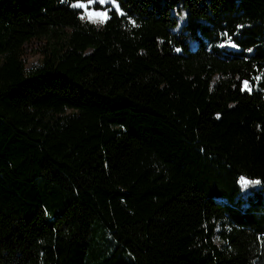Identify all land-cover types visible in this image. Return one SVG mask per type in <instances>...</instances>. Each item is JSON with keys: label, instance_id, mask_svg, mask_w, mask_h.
<instances>
[{"label": "trees", "instance_id": "obj_1", "mask_svg": "<svg viewBox=\"0 0 264 264\" xmlns=\"http://www.w3.org/2000/svg\"><path fill=\"white\" fill-rule=\"evenodd\" d=\"M76 1L0 0V264H264V0Z\"/></svg>", "mask_w": 264, "mask_h": 264}, {"label": "rangeland", "instance_id": "obj_2", "mask_svg": "<svg viewBox=\"0 0 264 264\" xmlns=\"http://www.w3.org/2000/svg\"><path fill=\"white\" fill-rule=\"evenodd\" d=\"M99 1V0H98ZM94 0H77L76 5H83V14L90 18V14H93L90 19L93 20H103L105 17H100L95 14L97 13H107L104 8H96L93 4ZM104 2H111L114 6H117V2L113 0H104ZM103 2V3H104ZM107 16V15H106ZM42 45L41 38L34 37L31 40L24 43V49L22 52V57L26 67H30L33 64L39 63L42 60L43 54L40 50ZM100 233V231H99Z\"/></svg>", "mask_w": 264, "mask_h": 264}, {"label": "snow or ice", "instance_id": "obj_3", "mask_svg": "<svg viewBox=\"0 0 264 264\" xmlns=\"http://www.w3.org/2000/svg\"><path fill=\"white\" fill-rule=\"evenodd\" d=\"M99 2L103 3L104 0H99ZM113 2H115V0H113ZM81 7H83V5H81ZM117 7H119V5H117ZM93 14H90V18ZM97 16H100V17H106L107 13H97L95 14ZM248 86V82H245V87ZM251 90V89H249ZM260 181H257V180H244V187H248L249 184H252V185H256V184H259Z\"/></svg>", "mask_w": 264, "mask_h": 264}]
</instances>
